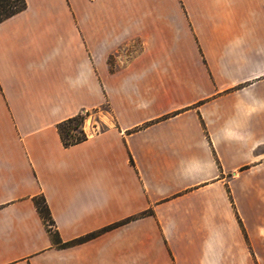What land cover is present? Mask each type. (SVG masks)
<instances>
[{"label":"crops","instance_id":"crops-1","mask_svg":"<svg viewBox=\"0 0 264 264\" xmlns=\"http://www.w3.org/2000/svg\"><path fill=\"white\" fill-rule=\"evenodd\" d=\"M25 3L0 22V264H264V0ZM39 196L62 243L99 234L54 245Z\"/></svg>","mask_w":264,"mask_h":264},{"label":"trees","instance_id":"trees-1","mask_svg":"<svg viewBox=\"0 0 264 264\" xmlns=\"http://www.w3.org/2000/svg\"><path fill=\"white\" fill-rule=\"evenodd\" d=\"M25 6V0H0V22L24 9ZM87 116L88 112L81 113L57 124L56 129L59 134L61 144L65 149L78 145L88 139V136L84 131V122ZM33 203L47 229L52 243L58 247L64 248L84 243L99 234L92 233L73 242L62 243L57 231L54 228V222L43 196L35 197L33 199ZM110 228H112V226L103 229L101 232L107 231Z\"/></svg>","mask_w":264,"mask_h":264},{"label":"rangeland","instance_id":"rangeland-1","mask_svg":"<svg viewBox=\"0 0 264 264\" xmlns=\"http://www.w3.org/2000/svg\"><path fill=\"white\" fill-rule=\"evenodd\" d=\"M93 114H94L93 112L88 113V116L86 117L85 122H84V127H85L86 124L88 125L89 123H91V124L93 123L94 125H96L95 124L96 123V119H94V117H91ZM100 130H102V129H100Z\"/></svg>","mask_w":264,"mask_h":264}]
</instances>
